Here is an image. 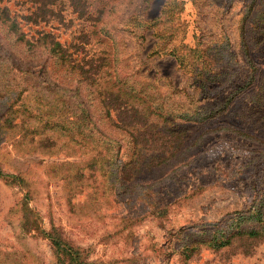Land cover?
I'll return each mask as SVG.
<instances>
[{
    "label": "rangeland",
    "instance_id": "374dc122",
    "mask_svg": "<svg viewBox=\"0 0 264 264\" xmlns=\"http://www.w3.org/2000/svg\"><path fill=\"white\" fill-rule=\"evenodd\" d=\"M165 1L153 0L148 8L143 0H117L120 12L111 23L114 36L106 39L130 59L128 71L163 92L158 100L165 102L169 116L153 119L161 126H176L177 132L184 133L183 141L169 150L147 153L134 173L138 175L128 181L116 165V176L101 170L92 159L95 151L47 152L39 134L21 135L19 126L4 122L6 108L2 107L0 168L6 176H0V264H56L44 233L53 225L94 264H264V237L238 233L259 226L251 218L253 211L264 213V102L258 95L264 58L252 42L263 32L257 27L261 21L264 24V0H183L185 24L178 37L182 40L185 35L190 46L208 47L215 68L230 73L224 76L229 81L210 83L212 91L207 94L195 89L193 77L174 56L149 54L158 41L153 30L145 31L142 38L125 24L144 8L147 16L158 14ZM58 8H62L60 16L46 28L68 44H86L81 29L89 30L85 23L92 20L75 12L70 0H61ZM242 26L251 58L260 67L255 81L248 76ZM228 37L227 51L237 55L239 66H227L223 55L218 56L223 50L218 49L220 41ZM98 39L99 33L81 57L99 55L105 43ZM7 44L0 35V62L9 64L6 70L0 64V91L15 85L17 92L23 89L28 94L42 86L73 95L74 72L51 60L43 67L45 59L30 64L23 50ZM258 48L264 54V47ZM28 64L36 77L23 76ZM83 84L82 91L94 89L88 82ZM227 102L226 110L202 119L207 111H220ZM110 130L119 137L121 144L115 150L122 165L133 157V144L128 133L114 126ZM164 206L168 209L161 211ZM34 216L40 230L31 222ZM216 237L232 240L218 246L212 243Z\"/></svg>",
    "mask_w": 264,
    "mask_h": 264
},
{
    "label": "trees",
    "instance_id": "16d2710c",
    "mask_svg": "<svg viewBox=\"0 0 264 264\" xmlns=\"http://www.w3.org/2000/svg\"><path fill=\"white\" fill-rule=\"evenodd\" d=\"M70 1L75 12L87 17V20H92L90 24L85 23L89 30L81 29L80 35L86 44L80 41L68 44L60 39L59 34L46 28L51 19L60 16L62 8L57 10V7L61 0H0V35L1 39L6 40L11 46L7 44V47L23 50L24 57L29 58L30 64L32 61L45 59L41 67L48 60L66 67V70L76 74L77 82L75 88L70 91L73 95L68 92H66L68 95L59 94L57 91L50 90L51 88L42 86L35 87L32 92L29 90V93L25 94L23 89L17 92L15 85L9 86L8 91H0V109L6 108L3 121L12 127L19 126L21 135L32 132L39 134L42 137L40 141L47 152L62 151L65 148H70L69 150L73 152L77 149L90 150L91 153L95 151L93 153L95 157L93 156L92 159L94 163L100 164L101 170L108 172L110 177L116 176L114 172L116 165L119 168L118 172L131 181L134 176L138 175L134 173L139 171L147 153L157 149L161 150V148L169 150L175 143L183 141L184 133L177 132V127L174 125H172L174 128L161 126L158 119H153V116H159L166 120L169 116L165 102L158 100L159 94L163 92L157 87L154 88L153 83L128 71L131 68L130 59L125 57V54H121L119 46L114 45L111 48L109 42L107 43V39L114 36L111 23L120 12L118 8L120 6L115 4L117 0ZM152 1L143 0V3H148L149 8ZM147 9L144 8L143 12L132 14L125 24L134 28L133 32L138 33V36L142 38L145 37V31L153 30L158 41L149 54L174 56L179 66L193 77L195 89H199L204 94L212 91V82L230 80L228 77L224 78L230 74L228 70L215 68L216 59L209 54L208 47L199 43L190 46L184 40L185 35L182 40L178 37L177 31L185 24L181 18L184 10L183 0H166L160 12L154 16H147ZM60 21L63 20L60 18ZM257 29L263 32L260 38L255 36L252 42L257 53L264 58L263 51L258 48V46L264 47L262 21ZM98 33V42L105 43L99 55H91L89 58L81 57L80 53ZM244 34L245 28L242 26L241 36L246 60L250 66L248 76L255 81L260 67L251 58L250 48L244 39ZM220 44L218 49L223 50L219 51L218 56L221 54L226 60L222 59V62H227V66H239L240 61L237 55L227 51L231 45L229 37L226 42L221 40ZM0 64L5 70L9 66L5 61ZM30 64L23 70V76L30 73L36 77L35 73L30 71ZM84 82H88L94 89L86 87L82 91L81 86ZM260 86L259 100L264 102V79L261 80ZM16 93L17 98H15ZM227 104L228 102L219 109L220 111H207L202 119L215 117V113L226 110ZM165 114L167 117L164 116ZM17 118L20 121L14 123ZM107 120L111 125H108ZM111 126L128 133L133 144V157L122 165L118 161L119 151L115 150L116 145L120 146L121 143H119V137L110 130ZM236 131L239 132V130ZM54 135L57 137L54 138ZM0 176H6L1 168ZM15 177H19V174ZM167 209L168 206H164L161 211ZM250 215L259 226L243 229L238 233L251 238L264 237L263 211H253ZM31 222L36 224L37 230H40L35 216L31 218ZM44 233L51 242L56 264H94L87 259L80 246L68 240L61 228L53 225L49 231H44ZM215 239L216 241L212 243L218 246L226 245L232 240L231 237L226 240L220 237ZM193 249L194 247H191V250Z\"/></svg>",
    "mask_w": 264,
    "mask_h": 264
}]
</instances>
